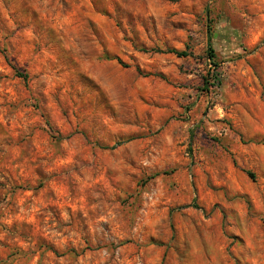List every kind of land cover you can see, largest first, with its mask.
<instances>
[{"label":"rangeland","instance_id":"rangeland-1","mask_svg":"<svg viewBox=\"0 0 264 264\" xmlns=\"http://www.w3.org/2000/svg\"><path fill=\"white\" fill-rule=\"evenodd\" d=\"M0 264H264V0H0Z\"/></svg>","mask_w":264,"mask_h":264},{"label":"trees","instance_id":"trees-1","mask_svg":"<svg viewBox=\"0 0 264 264\" xmlns=\"http://www.w3.org/2000/svg\"><path fill=\"white\" fill-rule=\"evenodd\" d=\"M209 41L210 39H208V47H207V51H206V56L207 58L209 59V61L213 62L214 63V59H215V53L214 51L212 50V48L210 47V44H209ZM166 53H172L174 54L175 56H177L178 58H181V57H186L188 56V53L186 51H183V52H179L177 50H174V49H168L165 51ZM214 67H217L216 64H213ZM13 70L15 71L16 75L19 77V78H22L24 81L27 80V76L20 72L18 70V68L16 66H13L12 67ZM213 81L210 82L209 80L205 79L203 80V91H207L210 87H218L220 85V80H219V77L216 76L212 79ZM58 140H61V138H57ZM118 144H115L111 147V149H114ZM96 146V144H95ZM246 174L248 175V177L250 179H254V176L253 174H251L250 172H246ZM86 249H89V248H86Z\"/></svg>","mask_w":264,"mask_h":264}]
</instances>
